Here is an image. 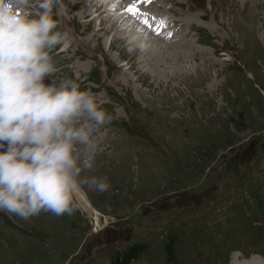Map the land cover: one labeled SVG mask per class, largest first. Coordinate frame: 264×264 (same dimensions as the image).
I'll use <instances>...</instances> for the list:
<instances>
[{
    "label": "rangeland",
    "instance_id": "1",
    "mask_svg": "<svg viewBox=\"0 0 264 264\" xmlns=\"http://www.w3.org/2000/svg\"><path fill=\"white\" fill-rule=\"evenodd\" d=\"M64 3L57 82L79 84L116 117L81 175L107 177L114 194L82 184L70 216L0 211V264H106L127 236L145 244L139 264H216L221 238L241 234L258 235L248 246L261 252L232 250L228 264L264 257V0ZM236 152L250 169L227 167ZM240 206L250 220L231 222Z\"/></svg>",
    "mask_w": 264,
    "mask_h": 264
},
{
    "label": "clouds",
    "instance_id": "2",
    "mask_svg": "<svg viewBox=\"0 0 264 264\" xmlns=\"http://www.w3.org/2000/svg\"><path fill=\"white\" fill-rule=\"evenodd\" d=\"M66 7L0 0V211L23 220L73 215L82 184L114 194L107 177L81 174L94 168L95 137L116 117L79 84L57 82L53 53L68 34L56 15Z\"/></svg>",
    "mask_w": 264,
    "mask_h": 264
},
{
    "label": "trees",
    "instance_id": "3",
    "mask_svg": "<svg viewBox=\"0 0 264 264\" xmlns=\"http://www.w3.org/2000/svg\"><path fill=\"white\" fill-rule=\"evenodd\" d=\"M95 75H97L96 71H95ZM116 121H118L119 124L121 123L124 125V123L121 122V120H116ZM250 146L252 147V152H257V147H256L255 142L252 141L250 143ZM249 157H250L249 155H241L239 152H236L234 154V156L231 157V159L228 160V162L226 163V164H228L227 167L229 169H234V170H236L237 168H240V167L241 168L245 167L244 170H248L251 167L249 164V160H250V159H248ZM200 197L201 196L199 194H197L196 196H193L190 198V201H194L193 202L194 204L200 203L199 205H195L194 208L195 207H198V208L202 207L203 208L204 201L202 202ZM208 202H209V207H211V208L216 207L217 205L220 204L221 197L218 194H215L213 198L208 200ZM261 205H262V203L260 204V206ZM240 213H243V216H246L247 219L250 220V217L248 215L251 213L250 209L247 208V210H246V207L240 206V209L238 210V212H236L232 209V212L229 213L231 222H232V220H236L238 218L240 219V221H244L240 217ZM236 216H238V217H236ZM219 217H218V221H220L221 219H224L221 216H219ZM180 222H181V218L179 216V218H177V220L172 221L171 223H174V225H179ZM210 222H207V223L209 224ZM225 222H226V219H225ZM252 223H253V220H252ZM254 224H257V222ZM190 225H192V227L197 226L196 221L193 218L190 219ZM241 225L243 226V224H241ZM200 226L202 227V224ZM236 237L237 236H235V235H229V237L225 236L224 240L221 238L220 242H221L224 250L222 253H220L221 250H217L214 252L217 254L219 253L218 254L219 258H218L217 262H215L216 264H228V262L230 260V253L232 250H235V249H241V251L245 255H250L251 252H258L260 250V249H253V248L250 249L248 246L249 241L256 240L257 239L256 237H258V235L257 236H251L254 238H251L249 234L248 235L247 234H241L240 238H238V237L236 238ZM125 240H127L126 244L124 246H121L117 250H115V252L111 255L108 263H106V264H139L140 263L141 260H140L139 256L142 253V251L144 250L145 244L143 242H140L137 240H131V236H127L125 238ZM173 241H174V237L171 234H169L167 237V241H166L165 245H166V250H167V254H168L167 258L169 259V261L174 263L175 253L173 252V246H172ZM262 251L264 252V250H262ZM259 252H261V250ZM142 260H144V259H142Z\"/></svg>",
    "mask_w": 264,
    "mask_h": 264
},
{
    "label": "bare ground",
    "instance_id": "4",
    "mask_svg": "<svg viewBox=\"0 0 264 264\" xmlns=\"http://www.w3.org/2000/svg\"><path fill=\"white\" fill-rule=\"evenodd\" d=\"M82 195V194H81ZM81 197V196H80ZM83 198V197H82ZM239 255V254H237ZM236 254L233 256V262L232 264H264V257H261L260 255H253L249 259H243L241 261L237 260ZM237 256V257H236Z\"/></svg>",
    "mask_w": 264,
    "mask_h": 264
},
{
    "label": "water",
    "instance_id": "5",
    "mask_svg": "<svg viewBox=\"0 0 264 264\" xmlns=\"http://www.w3.org/2000/svg\"><path fill=\"white\" fill-rule=\"evenodd\" d=\"M139 217H140V215H139Z\"/></svg>",
    "mask_w": 264,
    "mask_h": 264
}]
</instances>
